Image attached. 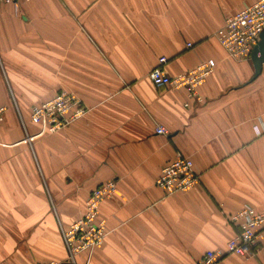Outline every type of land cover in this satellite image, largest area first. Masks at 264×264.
<instances>
[{
  "label": "crops",
  "instance_id": "obj_1",
  "mask_svg": "<svg viewBox=\"0 0 264 264\" xmlns=\"http://www.w3.org/2000/svg\"><path fill=\"white\" fill-rule=\"evenodd\" d=\"M255 1L0 3V264L65 260L61 226L111 179L117 192L100 209L109 234L89 259L77 255L81 264H195L234 236L228 216L245 204L264 210V63L253 78L252 59L230 58L217 36L228 15ZM163 56L171 76L215 62L202 102L154 85ZM62 90L88 112L28 141L23 124L30 134L41 128L33 106ZM159 125L169 134H157ZM178 153L201 181L168 195L155 182ZM219 264H264V232L254 256Z\"/></svg>",
  "mask_w": 264,
  "mask_h": 264
},
{
  "label": "built area",
  "instance_id": "obj_2",
  "mask_svg": "<svg viewBox=\"0 0 264 264\" xmlns=\"http://www.w3.org/2000/svg\"><path fill=\"white\" fill-rule=\"evenodd\" d=\"M20 0H0V3L16 4ZM30 1V0H27ZM264 30V0H256L228 15L217 36L227 55L237 61L251 59L255 45L260 41ZM188 46H192L191 43ZM167 57H160L159 63L150 72V79L157 87L186 89L188 97L202 102L200 87L215 71V62L206 60L196 67L171 76L165 69ZM189 104L186 103V106ZM6 106L0 105V122L4 120ZM88 112L82 99L75 93L62 90L54 98L33 106L31 121L41 126L36 134L26 130L27 140L32 142L36 137L65 129L73 122L81 119ZM156 133L168 135L164 126H157ZM261 131L258 130L257 134ZM201 181V175L195 169L194 161L187 156L177 154L175 159L166 164L156 179V185L168 195L187 191ZM118 189V181L111 179L94 188L87 201L83 215L68 228L61 226L63 241L67 250L65 260H53L46 264H81L77 255L88 253V259L94 250L102 245L108 234L107 221L101 217L100 209L105 199L113 197ZM229 221L237 228L234 236L228 240L224 249L207 251L195 264H219L228 254L243 257L254 256L258 251V243L264 232V210H257L245 204L237 213L228 216Z\"/></svg>",
  "mask_w": 264,
  "mask_h": 264
},
{
  "label": "water",
  "instance_id": "obj_3",
  "mask_svg": "<svg viewBox=\"0 0 264 264\" xmlns=\"http://www.w3.org/2000/svg\"><path fill=\"white\" fill-rule=\"evenodd\" d=\"M251 59L255 68V74L253 78H256L260 75L262 71V65L264 63V30L261 33L260 41L255 45L252 51Z\"/></svg>",
  "mask_w": 264,
  "mask_h": 264
}]
</instances>
